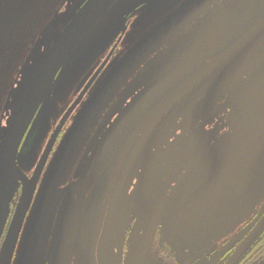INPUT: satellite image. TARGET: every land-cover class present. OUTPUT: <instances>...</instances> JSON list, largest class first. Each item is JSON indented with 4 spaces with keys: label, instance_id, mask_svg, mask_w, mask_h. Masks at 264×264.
<instances>
[{
    "label": "flooded vegetation",
    "instance_id": "af4514ba",
    "mask_svg": "<svg viewBox=\"0 0 264 264\" xmlns=\"http://www.w3.org/2000/svg\"><path fill=\"white\" fill-rule=\"evenodd\" d=\"M232 2L236 0H119L103 16L74 58L61 69L19 144L18 177L0 228V252L25 192L32 194V199L12 264L20 262L44 197L49 200L36 228L46 220L41 228L47 244L43 264L48 263L56 222L67 197L76 202L77 208L68 264H113L115 261L116 264H228L250 234L263 223L264 197L260 195L264 192V175L245 199L225 201L223 209L214 212L205 233L193 241H189L188 236L175 239L171 225L166 226L164 222L172 197L181 189L185 193L186 183L210 151L208 145H194V128L219 129L222 135L239 105L256 103L254 96H250L235 104L240 93L254 79L233 88L219 105L211 103L218 99V93L208 89L202 101L203 94H188L182 101L159 111L167 98L224 51L222 36L228 25ZM188 4L194 5L198 14L127 74L90 119L68 162L54 177L67 141L77 124L87 118L88 115L83 117L84 110L100 85L138 43ZM215 25L220 26V30L207 43L209 40L202 36ZM200 43L201 47L196 46ZM22 94L23 91L9 121ZM176 131H179V138L168 155L161 158L148 182L145 180L142 187L135 189L134 180L154 141L163 133L169 136ZM68 167H75L76 172L67 179ZM56 199L57 206L54 205ZM261 200L259 206L257 203ZM232 205L238 214L230 216L231 213L225 222L218 223L220 215ZM52 212L56 216L50 223L49 233L45 234ZM91 217V234L88 236L86 227ZM118 224L122 228L116 238L113 230ZM225 234L228 235L223 236ZM221 236L222 239L217 241ZM196 247L205 249L195 253L193 248ZM116 252L119 255L114 260ZM234 264H264V229Z\"/></svg>",
    "mask_w": 264,
    "mask_h": 264
},
{
    "label": "water",
    "instance_id": "95a60500",
    "mask_svg": "<svg viewBox=\"0 0 264 264\" xmlns=\"http://www.w3.org/2000/svg\"><path fill=\"white\" fill-rule=\"evenodd\" d=\"M116 1L117 0H81L70 17L63 20L59 18L53 19L51 21V27L53 29H57L59 22L65 24L64 29L59 33L54 44L36 66H24L25 81L22 87L25 86V90L0 146V228L4 223L7 204L12 196V188L16 181V176L18 177V170L16 171V158L19 144L29 125L30 119L39 105L44 102V98L48 95L60 70L74 58L84 39ZM197 14L198 11L194 9V5L188 4L184 6L170 15L162 24L149 33L123 60H121L89 101V104L84 110L86 113L83 112L85 114L83 117L88 116L82 124L79 122L74 128L70 140L67 141L66 150L54 171V177H57L61 173L63 167L68 162L76 143L79 138H81L90 119L100 110L104 102L108 100L109 95L121 84L127 74L145 56ZM218 30H220V26H212L202 37L208 39L209 41H207V43H209ZM196 46L201 47L202 45L200 43ZM193 49L195 48L193 47ZM33 53H35V50ZM262 60H264V17L231 47L211 60L203 69L193 75L178 91L167 98L159 111L182 101L188 94H193L194 96L203 94L204 96L200 100L202 101L207 96L208 89L218 93L217 96L221 97L227 88L253 67L258 65ZM250 96H254V101L256 102L254 104L264 101V73L240 93L235 104H239ZM113 130L108 136H110ZM103 146L104 143L97 152L90 170L100 155ZM88 174L89 172L85 177H87ZM263 175L264 113L253 126L252 138L249 146L234 156L227 163L225 168H223V171L220 172L218 175L219 177L216 178L211 189L210 199V206L213 214L214 212L219 213L224 207L222 204L229 199H245ZM82 181L84 182L85 180L82 179ZM70 190L72 191V189ZM31 197L32 194L28 191L25 192L0 252V264H12L19 233L30 205ZM48 200L49 199L46 197L41 199L39 212L35 218L32 231L25 244L19 264H25L28 249L32 242L30 238L36 231ZM76 209V202L70 199V197H67L56 222L47 264L69 263ZM154 210L157 213L159 211L156 208ZM99 227L100 225L98 229ZM263 229L264 221L250 234L228 264H234L240 258L241 254L254 243L256 237L260 235ZM150 236V234L147 236V244ZM96 239L97 236L95 237V241ZM145 247L146 246H144V248ZM94 248L95 246H93V249Z\"/></svg>",
    "mask_w": 264,
    "mask_h": 264
},
{
    "label": "rangeland",
    "instance_id": "374dc122",
    "mask_svg": "<svg viewBox=\"0 0 264 264\" xmlns=\"http://www.w3.org/2000/svg\"><path fill=\"white\" fill-rule=\"evenodd\" d=\"M80 1L81 0H0V13L4 14L1 12L3 9L13 6V10L7 9L6 11L8 15H11L13 12L14 16L13 27L1 33L0 40V111L4 116L0 122V129L8 120V115L6 116V113L10 108V99H12L14 105L18 99L17 91L22 87L25 81L24 66H35L42 58L50 37L52 38L54 34L56 36L58 34V28L53 30L50 25L52 17L56 14H60V16L57 15V17L61 18L70 17ZM22 8L33 10L35 14L30 18H22L19 12ZM228 17V25L222 36V42L224 43L222 46H224V50L231 47L234 42L239 40L264 17V0H236V2H232V9L229 11ZM9 20L7 16L3 18V22H8ZM61 27L62 24H60V28ZM217 47L218 46L215 48ZM34 50L35 53L33 54ZM263 71L264 60L236 80L227 88L221 97L211 103L219 105L225 97H227L229 91L256 79ZM263 113L264 103H243L238 106L230 116L224 134L220 135L219 129L217 132L215 130H207L204 126L194 128L195 130L192 131V133L196 135L194 145H208V150L210 151L202 158V166L194 170L192 178L186 183L185 193L181 189L172 197L164 217L166 226L171 225L175 239L180 240L188 236L189 241H193L205 233L208 223L213 221L210 199L214 181L227 163L242 151L243 148L249 146L252 138L253 126ZM178 138L179 131H176L169 136L163 133L154 141L152 144L153 147L145 154L146 156H144L142 170L137 174V178L134 180L135 189L142 187L145 180L148 182L149 175L159 166L161 158L168 155ZM78 151L82 156L85 155L81 149ZM199 159H201V157H199ZM74 168L75 167L67 168V175L65 178L67 177L68 179L75 174L76 171ZM260 197H264V192L261 193ZM58 199H56L54 203L55 206H57ZM257 204L260 206L262 200ZM120 206H122L121 203ZM234 214H238V212H234V205H232L220 215L221 218L218 220V223L225 222L229 215L232 216ZM55 216L56 214L54 213L50 216L49 225L45 228V234L49 233L50 223ZM116 218L118 217L116 216ZM45 221L39 225V227L41 226L40 229L38 227L30 238L32 242L28 253L27 264H43L47 244L43 232H41V228L44 226ZM92 221L93 217L89 219L86 227V234L88 236L91 234L90 227ZM116 221L117 220H115V222ZM121 228L120 224H118L117 228L114 227L113 232L116 238L119 237ZM220 229L221 228L218 230ZM29 232L30 229L27 231V236ZM226 235L228 234L223 236ZM223 236L218 238L217 241L222 239ZM204 249L205 248L196 247L193 248V251L195 253H200ZM104 250L105 248H103V251ZM116 253L114 255V260L118 259L119 253ZM77 262L78 260L76 259V263ZM113 264H116V261Z\"/></svg>",
    "mask_w": 264,
    "mask_h": 264
},
{
    "label": "trees",
    "instance_id": "16d2710c",
    "mask_svg": "<svg viewBox=\"0 0 264 264\" xmlns=\"http://www.w3.org/2000/svg\"><path fill=\"white\" fill-rule=\"evenodd\" d=\"M7 9L13 10V6L8 7L3 9L1 12H3L4 14L0 13V29H9L11 27H13V12L11 13V15H8V12L6 11ZM33 11V10H32ZM30 9L27 8H22L20 9V17L22 16V18H30L33 16V12ZM18 12V13H19ZM7 16L10 20L8 22H3V18Z\"/></svg>",
    "mask_w": 264,
    "mask_h": 264
},
{
    "label": "bare ground",
    "instance_id": "6f19581e",
    "mask_svg": "<svg viewBox=\"0 0 264 264\" xmlns=\"http://www.w3.org/2000/svg\"><path fill=\"white\" fill-rule=\"evenodd\" d=\"M57 32H59V31H57ZM247 147H248V146H247ZM247 147H245V148H247ZM245 148H243L242 151H243ZM240 152H241V151H240ZM240 152H239V153H240ZM73 158H74V156H73ZM73 158H72V159H73ZM71 161H72V160H71ZM16 169H18V167H16Z\"/></svg>",
    "mask_w": 264,
    "mask_h": 264
}]
</instances>
